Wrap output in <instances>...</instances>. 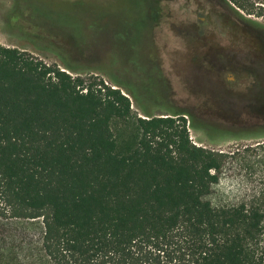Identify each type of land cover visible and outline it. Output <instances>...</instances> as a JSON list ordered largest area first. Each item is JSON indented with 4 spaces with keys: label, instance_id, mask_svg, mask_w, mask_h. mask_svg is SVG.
Listing matches in <instances>:
<instances>
[{
    "label": "trees",
    "instance_id": "1",
    "mask_svg": "<svg viewBox=\"0 0 264 264\" xmlns=\"http://www.w3.org/2000/svg\"><path fill=\"white\" fill-rule=\"evenodd\" d=\"M130 105L0 45V264H264V140L197 147L187 113ZM226 169L255 184L214 206Z\"/></svg>",
    "mask_w": 264,
    "mask_h": 264
},
{
    "label": "rangeland",
    "instance_id": "2",
    "mask_svg": "<svg viewBox=\"0 0 264 264\" xmlns=\"http://www.w3.org/2000/svg\"><path fill=\"white\" fill-rule=\"evenodd\" d=\"M224 1L0 0V45L119 89L138 117L187 113L193 145L228 151L264 140V9ZM236 173L224 171L212 205L251 192Z\"/></svg>",
    "mask_w": 264,
    "mask_h": 264
},
{
    "label": "flooded vegetation",
    "instance_id": "3",
    "mask_svg": "<svg viewBox=\"0 0 264 264\" xmlns=\"http://www.w3.org/2000/svg\"><path fill=\"white\" fill-rule=\"evenodd\" d=\"M198 13L196 12V14L195 15H197ZM199 22H203L204 21V18L203 17H199L198 19H197Z\"/></svg>",
    "mask_w": 264,
    "mask_h": 264
},
{
    "label": "water",
    "instance_id": "4",
    "mask_svg": "<svg viewBox=\"0 0 264 264\" xmlns=\"http://www.w3.org/2000/svg\"><path fill=\"white\" fill-rule=\"evenodd\" d=\"M127 97V96H126Z\"/></svg>",
    "mask_w": 264,
    "mask_h": 264
}]
</instances>
